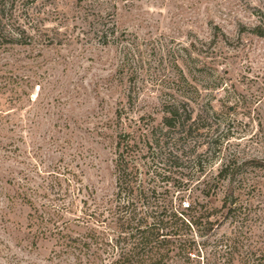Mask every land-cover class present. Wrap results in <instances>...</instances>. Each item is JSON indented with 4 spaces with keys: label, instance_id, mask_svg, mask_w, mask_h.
<instances>
[{
    "label": "rangeland",
    "instance_id": "1",
    "mask_svg": "<svg viewBox=\"0 0 264 264\" xmlns=\"http://www.w3.org/2000/svg\"><path fill=\"white\" fill-rule=\"evenodd\" d=\"M142 191L264 254V0H0V264L71 261L94 221L109 259Z\"/></svg>",
    "mask_w": 264,
    "mask_h": 264
},
{
    "label": "trees",
    "instance_id": "2",
    "mask_svg": "<svg viewBox=\"0 0 264 264\" xmlns=\"http://www.w3.org/2000/svg\"><path fill=\"white\" fill-rule=\"evenodd\" d=\"M167 114L169 117L164 119V125L171 128L178 111L169 110ZM228 167L224 166L223 171ZM118 171V195L126 193L132 196L134 191L128 185V175L123 169L122 172L120 169ZM149 193L146 191L139 193V208L133 205L135 200L129 198L130 196L125 197L126 204L120 207L117 215L115 214L116 233L110 239L109 259L103 257L104 243L98 231L102 222L94 221L93 228L83 235L67 237L66 240L61 238L62 244L67 241L63 247L73 251L71 261L63 264H168V262L191 264L192 257H200L198 253L202 255V262L198 264H233L235 256L236 261L241 264H264L263 253L250 250L242 253L243 245H238L231 239L218 241L210 249H206V244L200 248L196 239L202 233L198 234V232L202 229L201 232L207 230L209 234L213 231L212 226L215 225L208 221L210 215H205L195 201L186 203L185 208L182 207V202L175 207L171 203L164 207L148 206L150 204L148 201L155 192L150 191ZM146 206L149 210L144 211ZM223 206L226 207L225 203ZM231 211V209L228 210L222 221L226 220L227 214ZM89 216V219H92L91 215ZM202 222L210 228L202 227Z\"/></svg>",
    "mask_w": 264,
    "mask_h": 264
}]
</instances>
